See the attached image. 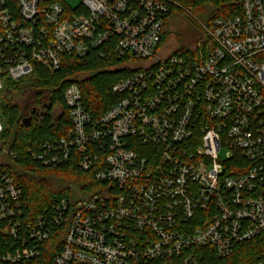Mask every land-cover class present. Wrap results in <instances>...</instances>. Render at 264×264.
I'll return each instance as SVG.
<instances>
[{"label": "built area", "instance_id": "2783aa9c", "mask_svg": "<svg viewBox=\"0 0 264 264\" xmlns=\"http://www.w3.org/2000/svg\"><path fill=\"white\" fill-rule=\"evenodd\" d=\"M209 1L230 13L168 53L166 22L183 0H0V96L38 61L58 70L91 48L128 72L99 115L86 74L64 89L69 125L27 152L73 161L100 187L37 215L8 169L17 154L0 115V264H201L200 248L228 257L249 241L257 257L242 264H264V0Z\"/></svg>", "mask_w": 264, "mask_h": 264}, {"label": "trees", "instance_id": "16d2710c", "mask_svg": "<svg viewBox=\"0 0 264 264\" xmlns=\"http://www.w3.org/2000/svg\"><path fill=\"white\" fill-rule=\"evenodd\" d=\"M183 3L186 7L192 4L193 8L198 5L202 13L208 14L209 25L214 17L230 13L224 5L216 2L214 7L209 0H183ZM167 37L165 32L164 42ZM118 63L116 59H102L98 50L91 48L84 58L65 56L64 63L58 70H54L47 62L38 61L32 75L16 81L6 79L0 96L4 146L11 153L17 154L8 169L23 191L28 213L37 215L51 209L54 202L62 197H70L75 191L87 195L100 187L92 171L81 169L73 161L56 167L45 166L34 161L27 148L34 141L50 140L63 134L69 125L63 92L78 75L86 74L81 80L84 99L86 106L95 115L101 114L115 103L117 97L112 93V85L128 75L125 70L118 69ZM45 91L55 94L54 104L63 108V116L54 120L52 115L46 114L43 119L37 118L30 126L22 125V106L17 98H27ZM257 245L254 241L242 243L228 257H219L211 247L200 248L201 264H242L255 261Z\"/></svg>", "mask_w": 264, "mask_h": 264}, {"label": "rangeland", "instance_id": "374dc122", "mask_svg": "<svg viewBox=\"0 0 264 264\" xmlns=\"http://www.w3.org/2000/svg\"><path fill=\"white\" fill-rule=\"evenodd\" d=\"M72 7H76L81 4L83 0H65ZM208 14L201 12V9L196 6L193 8L192 4L185 6L183 11H176L167 23V41H166V52L174 51L180 47L190 48V44H195L198 37H201L204 32L203 25H209ZM30 97L26 98V102L29 101ZM20 104L22 100L17 98ZM24 101V100H23ZM55 115L58 111L56 110Z\"/></svg>", "mask_w": 264, "mask_h": 264}, {"label": "flooded vegetation", "instance_id": "af4514ba", "mask_svg": "<svg viewBox=\"0 0 264 264\" xmlns=\"http://www.w3.org/2000/svg\"><path fill=\"white\" fill-rule=\"evenodd\" d=\"M20 99L22 100L21 122L23 119L30 117L31 121L29 126L42 114L52 115L53 109L56 106L54 104L55 94L51 93L50 91L33 95L26 103H24L26 98L20 97Z\"/></svg>", "mask_w": 264, "mask_h": 264}, {"label": "water", "instance_id": "95a60500", "mask_svg": "<svg viewBox=\"0 0 264 264\" xmlns=\"http://www.w3.org/2000/svg\"><path fill=\"white\" fill-rule=\"evenodd\" d=\"M30 121H31V118L28 117V118L23 119L22 122H21V124L22 125H25V126H29Z\"/></svg>", "mask_w": 264, "mask_h": 264}]
</instances>
